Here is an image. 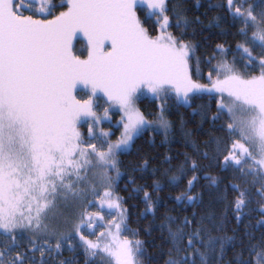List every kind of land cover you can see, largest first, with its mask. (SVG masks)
<instances>
[{
	"label": "snow or ice",
	"instance_id": "6c2138e0",
	"mask_svg": "<svg viewBox=\"0 0 264 264\" xmlns=\"http://www.w3.org/2000/svg\"><path fill=\"white\" fill-rule=\"evenodd\" d=\"M208 10L220 15L205 24L188 0H0V264H264V0ZM225 23L235 49L208 51L205 29L226 36ZM181 107L195 129L168 118ZM177 130L174 156L137 147ZM133 155L151 184L121 170ZM201 180L221 213L158 217L166 186L202 206ZM140 204L137 222H152L132 228Z\"/></svg>",
	"mask_w": 264,
	"mask_h": 264
},
{
	"label": "trees",
	"instance_id": "16d2710c",
	"mask_svg": "<svg viewBox=\"0 0 264 264\" xmlns=\"http://www.w3.org/2000/svg\"><path fill=\"white\" fill-rule=\"evenodd\" d=\"M217 2H218V0H200V3L202 5H204V7L197 9L195 7L196 0H188L189 6L191 7L192 11L195 12L196 15H201V13L207 11V17L201 15V19L204 20L205 24L212 22L216 16L220 15V13H218L216 11L208 10L209 4H215ZM223 27L225 30L229 31V33H230L229 35H226V36L220 35L219 34L220 29H218V28H213L211 30L205 29L203 36L204 37H210V39H211V47L209 49H207L208 51H210L212 48H214L215 44H217V43H221L225 47H231V48L235 49L236 43L239 42V37L234 35V33L236 31L235 28H229V26L226 23L223 24ZM205 50L206 49H204V48L200 49V52L198 54L203 55ZM230 58L231 57H229V59ZM205 71H206V68H205ZM202 102L203 101H197V103H202ZM193 106L195 107V105H193ZM140 107L142 110H144L146 112H148V111L155 112L156 111V104H155V102L152 101L151 98L144 97L142 99ZM114 117H115V121H116V120H118L119 115L114 114ZM168 118L173 120L174 122H178L180 119H184L185 121H187L189 129H195L197 127V124H198V118H194L192 116L191 110L183 108V107H181L179 109L174 108L172 113L169 115ZM118 136H119V132L115 130V136L113 137V139L117 138ZM148 139H150V135L137 142V147L142 149L141 154L145 155V156H155V157H158L159 159H162L164 154L174 156L177 151H185L186 150L183 147L182 141L180 140V134H179L178 130L175 133V137L173 139V142L168 147L163 146L161 144V140L163 139L162 136L156 137L155 147H152L147 143ZM169 147L171 148V151H169ZM121 159L124 161V164H123V167L121 170L122 171L127 170L129 174L135 175V178H136L138 184H145V183L151 184L152 183V179L147 177V176L144 178H141L140 174L131 173V169L133 167H135L136 164L139 162L137 156H135V155L123 156V157H121ZM211 175L218 176V177L222 178L227 174L222 173L218 169L213 168V169H211ZM225 182H227V181H225ZM125 183H126V181L120 184V193L119 194L127 197L128 192L124 191V184ZM206 183L207 182L205 180H201L200 185L195 189L196 193H202L203 194V205L197 209L181 208L180 205H175V201L172 200L171 198L176 196V195H179L180 191H182V188L181 189H172V188H169L166 186L164 188V190H162L158 194L159 197L162 199V202H163V206L161 207L160 212L158 213V217H162L168 209H172V211L170 212L171 215L180 216V217H183L185 215L190 217L193 210L199 211L201 213L209 212V211L215 212L217 214L221 213L223 210V206L216 201L217 193L215 190L210 191V190L204 188V185ZM149 191H151L150 188H149ZM133 203H137V202L129 201V205H131ZM141 211H143V205L142 204H140L138 208H130V212H131L130 224H131L132 228H147L149 226L150 222H152L151 216H149L147 220H141V221L137 222V214ZM105 219H108L107 213L105 214ZM159 222H160V220L158 218L154 223H152V227L154 229V233H153L154 235H158V233L155 231V227H156V225L159 224ZM227 227H228L229 234H231V229L235 227V223L230 222L227 225ZM100 230H103V229H100ZM92 238H94V237H92ZM141 238L145 239V240H149V237H147L146 235H142ZM149 242L151 243V241H149ZM149 252L153 253V255L155 256V252L151 247L149 248ZM68 255L69 254L66 252L65 256H68ZM77 257H78L77 264H87V258L84 256V254L82 252L77 253ZM230 257H231V253H229V258Z\"/></svg>",
	"mask_w": 264,
	"mask_h": 264
},
{
	"label": "rangeland",
	"instance_id": "374dc122",
	"mask_svg": "<svg viewBox=\"0 0 264 264\" xmlns=\"http://www.w3.org/2000/svg\"><path fill=\"white\" fill-rule=\"evenodd\" d=\"M147 98H150V97H147ZM98 103L100 104V106L101 107H105L106 105H105V103H104V101H103V99H101V100H99L98 101ZM112 119H113V122H115V117H114V114H113V117H112ZM119 119V118H118ZM112 131H114L115 132V130L114 129H112Z\"/></svg>",
	"mask_w": 264,
	"mask_h": 264
}]
</instances>
